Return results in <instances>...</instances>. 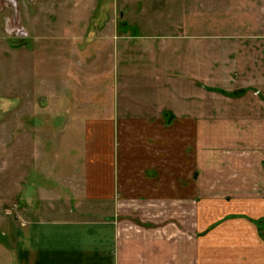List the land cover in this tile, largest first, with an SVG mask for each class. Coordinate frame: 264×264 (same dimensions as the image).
Instances as JSON below:
<instances>
[{"label": "crops", "instance_id": "1", "mask_svg": "<svg viewBox=\"0 0 264 264\" xmlns=\"http://www.w3.org/2000/svg\"><path fill=\"white\" fill-rule=\"evenodd\" d=\"M64 45L70 50L55 51L53 70L66 60L72 85L54 83L46 108L28 107L47 114L34 125V148L42 144L33 157L54 182L33 183L28 193L21 187L24 209L14 231L0 232V264H264V101L240 104L254 98L244 95L248 87L234 90L245 93L234 99L231 135L230 121L208 114L206 91H232L191 86L189 60L185 81L174 70L129 71L117 54L122 74L111 88L109 51L101 62L93 55L83 62L78 42ZM238 72L236 62L234 78ZM151 81L177 105L136 102L144 84V93H160ZM22 126L17 141L30 146L32 131ZM52 143L54 164L45 151Z\"/></svg>", "mask_w": 264, "mask_h": 264}, {"label": "rangeland", "instance_id": "2", "mask_svg": "<svg viewBox=\"0 0 264 264\" xmlns=\"http://www.w3.org/2000/svg\"><path fill=\"white\" fill-rule=\"evenodd\" d=\"M243 1L0 0V232L8 234L17 226L16 210L24 209L22 203L17 207L21 187H26L28 193L33 183L54 182L50 177L41 176L36 167L42 164L37 165L38 162L34 166L33 157L42 144L38 141L34 148V125L41 128L47 114L43 116L45 111L28 107L39 102L41 109L46 108L44 102H51L46 90L50 91L54 83L72 85L66 76L71 70L70 65H64L66 60L57 71L53 70L60 58L56 50H70L64 44L78 42V54H82L79 61L83 62L92 55L95 61L101 62L103 50L105 56L109 51L113 74L105 86L111 88L122 74L117 67V54L129 71L148 69L162 74L174 70L175 77L181 76L186 81L187 76L182 72L185 61L189 60L191 66L187 73H192L191 86L204 89L210 85L232 92L248 87L244 95L250 90L254 100L249 96L238 99L206 91L208 114L226 123L230 121L231 127L225 130L234 135L231 122L234 121V99L240 104L264 101V0H249L253 3L251 6H245ZM234 41L238 43L234 45ZM60 45L66 48H58ZM67 58L74 59L69 53ZM236 62L238 79L234 78ZM52 73L61 75L55 78ZM198 79L205 84H199ZM99 83L101 88L102 79H97L94 86ZM149 86H157L160 93H144L148 88L144 84L139 93L132 94L136 102L142 98L147 101L149 97L159 106H171L174 101L177 105L155 81ZM191 98L196 97L192 94ZM93 101L102 103L101 97H94ZM24 122L32 131L30 146L21 139L17 141L16 135H22ZM13 131H16L15 138ZM45 148L49 162L54 164L57 146L52 143ZM27 172L30 176L24 178ZM25 179L28 186L24 184Z\"/></svg>", "mask_w": 264, "mask_h": 264}, {"label": "trees", "instance_id": "3", "mask_svg": "<svg viewBox=\"0 0 264 264\" xmlns=\"http://www.w3.org/2000/svg\"><path fill=\"white\" fill-rule=\"evenodd\" d=\"M212 91H217L218 93L224 95V96H228V97H232V98H235V97H239L241 96L243 93H245L244 90H240V91H233V92H226L224 90H215V89H212Z\"/></svg>", "mask_w": 264, "mask_h": 264}]
</instances>
